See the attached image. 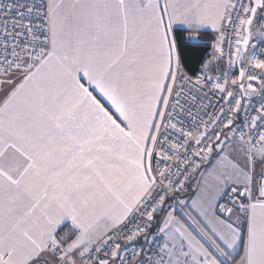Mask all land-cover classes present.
Returning a JSON list of instances; mask_svg holds the SVG:
<instances>
[{"label":"snow or ice","instance_id":"6c2138e0","mask_svg":"<svg viewBox=\"0 0 264 264\" xmlns=\"http://www.w3.org/2000/svg\"><path fill=\"white\" fill-rule=\"evenodd\" d=\"M0 264H264V0H0Z\"/></svg>","mask_w":264,"mask_h":264},{"label":"crops","instance_id":"0c3cea01","mask_svg":"<svg viewBox=\"0 0 264 264\" xmlns=\"http://www.w3.org/2000/svg\"><path fill=\"white\" fill-rule=\"evenodd\" d=\"M255 43V41H253ZM261 46V44L257 43V47L256 49H253V51H256L257 52V49Z\"/></svg>","mask_w":264,"mask_h":264},{"label":"built area","instance_id":"2783aa9c","mask_svg":"<svg viewBox=\"0 0 264 264\" xmlns=\"http://www.w3.org/2000/svg\"><path fill=\"white\" fill-rule=\"evenodd\" d=\"M260 47H261V46H260ZM260 47H259V48H260ZM259 48L257 49V52L259 51Z\"/></svg>","mask_w":264,"mask_h":264},{"label":"trees","instance_id":"16d2710c","mask_svg":"<svg viewBox=\"0 0 264 264\" xmlns=\"http://www.w3.org/2000/svg\"><path fill=\"white\" fill-rule=\"evenodd\" d=\"M210 50V49H209Z\"/></svg>","mask_w":264,"mask_h":264}]
</instances>
